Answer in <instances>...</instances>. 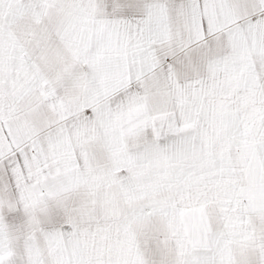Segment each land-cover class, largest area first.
I'll return each instance as SVG.
<instances>
[{
    "label": "snow or ice",
    "instance_id": "6c2138e0",
    "mask_svg": "<svg viewBox=\"0 0 264 264\" xmlns=\"http://www.w3.org/2000/svg\"><path fill=\"white\" fill-rule=\"evenodd\" d=\"M0 264H264V0H0Z\"/></svg>",
    "mask_w": 264,
    "mask_h": 264
}]
</instances>
